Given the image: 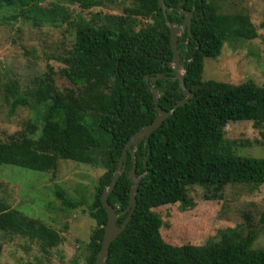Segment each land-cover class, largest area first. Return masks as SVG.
Returning <instances> with one entry per match:
<instances>
[{"label": "trees", "instance_id": "trees-1", "mask_svg": "<svg viewBox=\"0 0 264 264\" xmlns=\"http://www.w3.org/2000/svg\"><path fill=\"white\" fill-rule=\"evenodd\" d=\"M64 1L81 9L95 4V0ZM163 2L168 8L164 15L156 0H130L119 15H107L109 22L103 25H97L94 17L84 20L78 16L71 26L70 46L61 55H52L63 65L58 71L70 86L57 89L51 67L34 79L30 97L43 105V112L0 140V163L52 171L58 159L88 163L90 149L104 141L105 170L97 177L90 204L82 210L93 222L84 264H93L106 219L100 194L113 175L124 144L154 118L149 87L157 91V104L164 110L183 97L173 78L164 17L178 25L184 17L181 11H186L191 14L189 29L177 36L176 48L183 85L192 95L147 137L125 150L122 172L106 201L117 214L116 224H120L126 215L123 209L130 187L127 175L132 165L129 150L133 149L134 177H138L135 207L109 243L104 264H264V248L252 246L258 229L249 227L244 235L229 229L218 239L202 244L173 245L160 236L162 220L154 208L184 202L189 185L209 186L216 197L227 184L264 186V154L235 155L223 138L226 123L247 120L258 129L255 142L264 147V80L260 84H232L201 77L203 58L217 56L224 42L251 40L256 36L254 25L246 13L228 9L234 0ZM15 3L26 7L21 14L36 22H64L69 17L66 8L56 2L44 7L36 0H0V7ZM259 25L264 27V19ZM158 73L165 77L153 81L142 77ZM20 103H26L25 98L14 97L9 113ZM58 196L62 206L80 204ZM258 222L264 223V211ZM0 229L36 241L42 252L61 241L55 229L1 199Z\"/></svg>", "mask_w": 264, "mask_h": 264}, {"label": "rangeland", "instance_id": "rangeland-1", "mask_svg": "<svg viewBox=\"0 0 264 264\" xmlns=\"http://www.w3.org/2000/svg\"><path fill=\"white\" fill-rule=\"evenodd\" d=\"M36 1L44 7L56 2L66 8L69 17L64 22H36L21 14L26 7L18 3L0 7V140L15 134L43 112V105H37L30 93L35 87L34 79L44 74L47 67L54 71L51 78L57 89L70 86L59 74L63 65L52 55H61L70 46L74 30L71 26L78 16L84 20L94 17L97 25H103L109 22L107 15H119L122 7L130 4V0H95L91 7L81 9L64 0ZM233 3L228 9L246 13L256 36L251 40L224 42L217 56L202 59L201 77L232 84L244 81L260 84L264 80V27L259 23L264 19V0ZM16 96L25 98L26 103L16 105L9 113L10 102ZM223 135L235 155L264 154V147L255 142L259 139L258 129L251 121H229L223 126ZM104 151L105 143L101 140L99 147L90 149L88 163L58 159L52 171L0 163V199L49 225L61 237L58 244L42 252L36 241L0 229V264H84L93 222L82 210L90 204L97 177L105 170ZM58 194L80 204L62 206ZM185 194L182 203L154 208L162 220L159 232L165 242L202 244L218 239L229 229L244 235L250 227L258 229L252 246L264 248V223L258 222L264 211L263 185L227 184L216 197L209 186L193 184L187 186Z\"/></svg>", "mask_w": 264, "mask_h": 264}, {"label": "water", "instance_id": "water-1", "mask_svg": "<svg viewBox=\"0 0 264 264\" xmlns=\"http://www.w3.org/2000/svg\"><path fill=\"white\" fill-rule=\"evenodd\" d=\"M156 1H157V5L161 9V13L164 15L165 11H168V8L164 4L163 0H156ZM181 14H183L184 17L180 24L178 25L170 24L168 23L165 17H164V23L166 24L169 30V46L172 52L171 67L174 73L173 78L177 79L178 86L180 88L181 93L183 94V97L178 99L169 110H164L157 104V99H158L157 91L152 86L149 87L150 92L152 94L153 103H154V113H155L154 118L150 123L144 124L139 129H137L130 136L127 142L124 144L123 148L121 149V153L118 157V160H117V166L115 167L113 171V175L110 181L108 182V184L105 186V188L102 190L100 194V203L106 212V219H105V223L103 226L100 247L95 255L93 264H104L105 263L104 260L106 257V252H107L109 243L112 240H114L116 235L123 229V227L125 226L126 222L129 220L134 210V207H135V194H136L138 177H134L133 149L129 150L132 165L127 175L130 181V187L128 191V202H127V205L123 209V212H126V215L124 216L120 224H116L117 214L115 213L114 208L111 207L106 201V197L108 193L112 190L117 177L122 172L121 164H122V160L125 155V150L129 149L130 145L133 142L139 141L143 137H147L153 129H155L161 124L163 119L167 115H169L172 112V110H174L178 106L183 105L188 100V98L191 97L192 95V93L188 89H186L185 86L183 85V69H182V65L179 63L178 51L176 48L177 36L184 29H187V30L189 29L191 14L186 11H181ZM142 77L145 81L147 80L153 81L156 78L165 77V76H163L161 73H158L152 76L143 75ZM134 147H135V144H134Z\"/></svg>", "mask_w": 264, "mask_h": 264}]
</instances>
